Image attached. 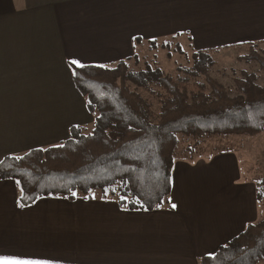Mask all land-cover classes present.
Listing matches in <instances>:
<instances>
[{
	"label": "crops",
	"instance_id": "crops-1",
	"mask_svg": "<svg viewBox=\"0 0 264 264\" xmlns=\"http://www.w3.org/2000/svg\"><path fill=\"white\" fill-rule=\"evenodd\" d=\"M171 41L192 53L264 45V0H0V163L92 125L72 60L109 67ZM252 172L234 155L177 159L168 206L151 212L97 197L21 208L0 180V257L199 264L264 218Z\"/></svg>",
	"mask_w": 264,
	"mask_h": 264
},
{
	"label": "trees",
	"instance_id": "trees-1",
	"mask_svg": "<svg viewBox=\"0 0 264 264\" xmlns=\"http://www.w3.org/2000/svg\"><path fill=\"white\" fill-rule=\"evenodd\" d=\"M170 43L149 42V49ZM179 52L180 46L175 44ZM240 57L254 62L264 76V52L249 45ZM212 52L195 51L192 67L173 78L148 63L121 61L113 66L72 67L73 82L93 118L92 130L69 131L62 144L6 157L0 180L15 182L18 206L39 199L113 201L125 211L151 212L167 207L179 137H255L264 132V86L255 73L235 80L239 93L208 75ZM204 76V83L196 79ZM209 87L205 91V85ZM157 98V119L147 97ZM195 147V145H193ZM189 146L186 158L199 157ZM190 160V159H189ZM264 178L257 182L259 201ZM264 261V218L221 246L199 264H260Z\"/></svg>",
	"mask_w": 264,
	"mask_h": 264
},
{
	"label": "rangeland",
	"instance_id": "rangeland-1",
	"mask_svg": "<svg viewBox=\"0 0 264 264\" xmlns=\"http://www.w3.org/2000/svg\"><path fill=\"white\" fill-rule=\"evenodd\" d=\"M170 43V47L167 49L157 47L155 49H144L140 52L139 64L143 66L144 63H148L153 67L161 69L163 72L173 78L182 76L179 72L180 69H187L192 67V51L184 49L181 52L177 50L175 41L166 42ZM185 43V42H183ZM258 52H264V45L256 47ZM249 54L248 48H240L234 50L219 51L210 54L212 66L208 71V75L211 79L218 81V83L225 86L232 96H236L239 93L235 87V80L242 78L244 74L255 73L258 78V85L264 86V76L259 72L258 66L254 62H247L240 57L247 56ZM204 76L200 75L196 80L204 83ZM205 85V91L209 90V87ZM144 97L149 99L153 119H157L159 101L157 98H152L148 93H142ZM84 133H90L92 125L84 128ZM180 144L178 149V158H186L189 154V146L195 145L194 151L197 158H215V157H237L241 164L246 165L249 171L253 172L255 179L259 182L264 178V132L255 137H248L244 135L236 136H206L202 139L195 138L190 139L186 137H179ZM189 156L190 161L197 159ZM251 167V169L249 168ZM261 214H264V194L259 201ZM260 264H264V261Z\"/></svg>",
	"mask_w": 264,
	"mask_h": 264
},
{
	"label": "snow or ice",
	"instance_id": "snow-or-ice-1",
	"mask_svg": "<svg viewBox=\"0 0 264 264\" xmlns=\"http://www.w3.org/2000/svg\"><path fill=\"white\" fill-rule=\"evenodd\" d=\"M71 63L73 65H76L78 67H82V65L79 64V61L72 60ZM173 208L176 207L175 204L172 205ZM0 264H47L46 261H39V260H30V259H19V258H13V257H0Z\"/></svg>",
	"mask_w": 264,
	"mask_h": 264
}]
</instances>
